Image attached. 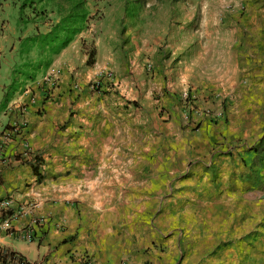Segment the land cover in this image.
<instances>
[{
	"label": "crops",
	"instance_id": "1",
	"mask_svg": "<svg viewBox=\"0 0 264 264\" xmlns=\"http://www.w3.org/2000/svg\"><path fill=\"white\" fill-rule=\"evenodd\" d=\"M212 1H199V11L193 7L186 16L176 18V28L166 40L164 34L147 37L145 30L133 31L130 18L118 13L113 31L96 38L81 31L33 80L17 79L10 75L8 62L0 64V135L16 120L17 106L23 107L25 121L21 136L0 145V199L12 200L9 230H4L0 212L1 250L16 252L34 264H80L81 253L91 257L90 264H187V260H210L211 256L220 264L247 259L264 264V223L246 237L243 217L237 216L230 234L232 206L226 199L244 196L241 188L230 192L210 185L204 189L212 201L206 205L209 222L201 236H176V224L160 226L155 232L147 219L134 220L131 212H147L150 192L163 193V180L176 179L177 173H165L159 160L160 171H147L148 157L133 154V117L128 115L118 128L122 99L91 93L86 87L99 71L115 69L120 94L139 96L133 85L145 84L143 71L148 64L154 67L160 61L164 72L171 74L170 63L176 60L177 80L193 87L198 108L209 107L208 99L221 93L223 81L231 78L236 83L242 75L252 76L240 69L259 67V53L264 56V0H232L244 8L242 14L212 11L204 5ZM3 39L1 56L16 51L11 48L17 37ZM84 42L95 51L91 66L85 62ZM161 44L162 54L158 52ZM48 68V72H62L52 89L39 78ZM14 80L20 83L17 89L10 88ZM206 125L199 126L201 130L210 127ZM33 157L38 162L33 163ZM188 190L193 194L192 187ZM197 205L190 207L198 209ZM37 217L43 222L33 227V239L28 242L20 229ZM187 239L188 256L182 257Z\"/></svg>",
	"mask_w": 264,
	"mask_h": 264
},
{
	"label": "rangeland",
	"instance_id": "2",
	"mask_svg": "<svg viewBox=\"0 0 264 264\" xmlns=\"http://www.w3.org/2000/svg\"><path fill=\"white\" fill-rule=\"evenodd\" d=\"M20 1L0 0V43L4 44L3 37L18 38L11 48L16 51L2 56L0 53V64L4 61L8 62L11 67L10 75L24 80L25 77L22 74L31 72L33 69L29 68L30 64H25L28 59L35 62L34 60L38 57V48L31 47V50L27 52L28 44L22 46L21 41L26 36L34 34L35 29L39 32H47L51 24L57 20L58 15L55 6L49 3L46 6L47 12L43 16L35 18L26 26H18ZM199 1L202 0H145L142 5H139L133 0H86L91 18L82 31H89L88 35L94 38L103 32L113 31V20L116 22L118 13H125L126 17L130 18L133 31L138 28L139 32L145 30L147 37L157 33L164 34V40H166L172 34V29L176 28L174 25L176 18L186 16L193 7L196 8V12L199 11V7L202 6V4H196ZM204 5L212 11L224 14L239 12L242 14L244 11L242 6L236 5L232 0H213ZM26 15L28 18L31 17L28 10ZM84 46L88 48L85 62L89 60V64L86 63V65L91 66L94 64L95 51L92 44L84 42ZM158 50L162 54L165 50L164 45L161 44ZM44 55L40 56V59H44ZM259 55L262 56L259 67L240 69L241 72L249 70L253 75L248 77L242 75L236 83H232L231 78L223 81L221 86L223 89L219 90L221 93L215 94L211 100L207 98L209 107L198 108L193 87L177 80L176 60L170 63L171 74L164 72L165 67L160 61H156L154 67L148 64L143 71L145 84L141 87L133 85V89L139 93V96L125 97L120 94V83L116 80L118 76L114 72L115 69L101 70L88 81L86 87L91 93L112 94L122 99L119 104L122 116H118V128L124 126L128 115L133 117V154L148 157L146 170L160 171V165L163 164L165 173H177L174 176L176 179L171 177L164 179L163 182L162 180L150 181L154 184L162 182L165 191L158 194L150 192L148 211L131 212L134 220L147 219L149 226L155 232L160 226L164 225V228H168L176 224V236L188 239L201 236L203 232H206L204 224L209 222L207 216L210 210L208 212L206 205L212 201L210 192H204V189L210 185H217L231 190L230 192L241 188V193H244V196L236 194L227 196L226 203L232 206L229 216L233 215V219L229 220L231 221L230 234L237 225V216L243 217L247 230L246 237L252 236L255 229L264 223V154L263 157L256 156L254 151L259 140L264 139V56L263 53ZM43 68L45 67L40 69ZM48 71L49 68L39 78L42 80L46 75L54 74L55 86H57L61 70ZM226 72L232 75L231 69H226ZM101 74L104 76L110 74L111 77L102 78L100 86H93L94 81ZM0 75H3L2 71ZM74 75L75 71L72 72L71 79H74ZM157 76L158 79H155ZM9 85L11 89H17L20 83L14 80ZM128 90H130L129 87ZM184 91L189 93L194 109L184 104L182 100ZM140 92H143V96ZM201 122L210 127L201 130L199 126ZM157 160H159V166L156 164ZM193 176L196 180L192 179ZM181 187H192L193 194L187 191V188L180 189ZM172 188L176 189L175 193L172 192ZM200 188L203 191H200ZM193 204H198V209L191 208L190 205ZM188 239L183 245L182 257L189 251ZM225 245L227 243L220 244L219 247ZM212 260L211 256L210 260H187L186 263L220 264L221 262ZM177 262L180 263V260ZM237 262L224 261V264ZM242 262L240 261L239 264H254L255 261L247 259Z\"/></svg>",
	"mask_w": 264,
	"mask_h": 264
},
{
	"label": "trees",
	"instance_id": "3",
	"mask_svg": "<svg viewBox=\"0 0 264 264\" xmlns=\"http://www.w3.org/2000/svg\"><path fill=\"white\" fill-rule=\"evenodd\" d=\"M178 1V0H174ZM136 4L142 5L145 0H133ZM55 6L58 18L53 22L47 32H39L35 29V33L26 36L21 42L27 45L26 51L32 47L38 48V57L34 63L32 59H28L25 65L30 64L29 68H33L31 72L23 73L25 79L33 80L35 73L42 67H47L53 56L57 55L64 47H66L77 34L86 28L90 17L86 0H21L18 5V26H26L34 21L35 18L43 16L47 12V4ZM26 10L30 14V18L26 15ZM52 10V9H51ZM21 45V44H20ZM45 54L44 59L40 56ZM89 64V60L86 62ZM35 65V66H34ZM12 86V85H11ZM256 156L264 154V139L261 138L258 145L254 147ZM33 163L38 162L36 157L32 159ZM37 165L33 166L36 172Z\"/></svg>",
	"mask_w": 264,
	"mask_h": 264
},
{
	"label": "built area",
	"instance_id": "4",
	"mask_svg": "<svg viewBox=\"0 0 264 264\" xmlns=\"http://www.w3.org/2000/svg\"><path fill=\"white\" fill-rule=\"evenodd\" d=\"M54 76H55L54 74L52 76L46 75L43 79L44 82L47 83V85L49 87H51L50 89H52L56 84V78ZM109 77H111L110 74H108L106 76L101 74L94 81L93 86H96V87L100 86L101 79L102 78H109ZM190 98L191 97L187 91H184L182 93V100H183L184 104L188 108L194 109L193 102L190 100ZM15 110H16V113L18 114V116H17L16 120H14L10 124V126L8 128H6L2 132V134L0 135V145L8 142L10 139H12L14 137H18V136L22 135V130L25 127V121L22 118V113H23L24 109L22 106H17ZM24 150H25L24 152L27 153L26 147L24 148ZM11 205H12V200L10 197H5V198L0 199V212H2L4 214V217H3L1 224L4 228V230H9L11 228L10 227L11 215L7 214L10 211ZM25 206H28V204L21 207L20 210L23 211ZM42 222H43V218H38V217L33 218L31 220L30 224H28L25 227H23L22 229H20V231H22L21 237L28 242L32 241V239H33V227L36 225H39ZM90 262H91V257L88 254L81 253L79 255V263L80 264H90ZM0 264H34V263L27 261L20 254H18L16 252L4 251V250L0 249Z\"/></svg>",
	"mask_w": 264,
	"mask_h": 264
}]
</instances>
